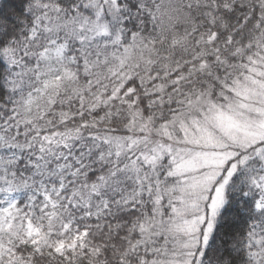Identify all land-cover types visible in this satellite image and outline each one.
<instances>
[{
    "label": "snow or ice",
    "instance_id": "1",
    "mask_svg": "<svg viewBox=\"0 0 264 264\" xmlns=\"http://www.w3.org/2000/svg\"><path fill=\"white\" fill-rule=\"evenodd\" d=\"M0 264H264V0H0Z\"/></svg>",
    "mask_w": 264,
    "mask_h": 264
}]
</instances>
